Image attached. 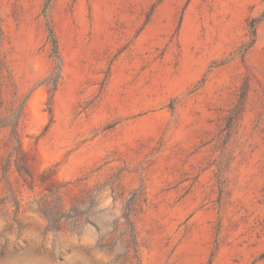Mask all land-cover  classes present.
<instances>
[{
    "label": "rangeland",
    "instance_id": "374dc122",
    "mask_svg": "<svg viewBox=\"0 0 264 264\" xmlns=\"http://www.w3.org/2000/svg\"><path fill=\"white\" fill-rule=\"evenodd\" d=\"M0 264H264V0H0Z\"/></svg>",
    "mask_w": 264,
    "mask_h": 264
}]
</instances>
